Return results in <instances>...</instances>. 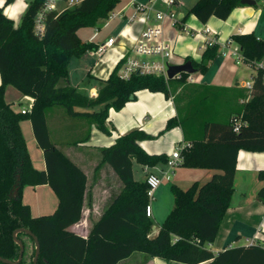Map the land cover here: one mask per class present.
<instances>
[{"label": "trees", "instance_id": "obj_1", "mask_svg": "<svg viewBox=\"0 0 264 264\" xmlns=\"http://www.w3.org/2000/svg\"><path fill=\"white\" fill-rule=\"evenodd\" d=\"M0 1L4 2V7L0 8L1 257L12 261L19 258L20 248L13 235L25 228L40 242L38 264H119L137 252L181 264H264V245L261 244L227 247L218 254L210 248L234 198L239 152L264 153V69L258 66L264 61L263 40L254 34L234 35L229 39L240 46L245 64L256 73L252 76L255 83L249 100L238 109H232L227 120L214 117L215 114L205 116L200 110L193 113L192 108L186 117L167 123L165 131L179 126L187 130L185 139L191 146L182 151V166L214 170L217 173L212 179L202 185L194 183L188 189L172 186L174 208L159 234L152 238L154 223L146 214L148 185L146 180H135L134 163L152 168L167 165L169 157L145 152L140 143L154 137L133 130L102 150L103 162L119 176L123 189L84 239L72 227L83 219L87 175L51 141L47 110L61 106L69 116L87 118L102 133L110 135L106 124L111 109L123 110L145 90L163 93L170 99L176 81L182 84L189 75L175 78L173 86L170 80L153 75L134 74L131 79L122 80L120 68L116 67L108 80L101 83L98 96L91 99L70 84L71 61L98 48L94 42H84L79 31L99 27L124 0H86L77 8L50 12L46 16L43 37L36 34L35 21L45 0L31 2L18 26L5 14V7L17 0ZM242 1L199 0L183 22L190 16L204 25L213 17L227 20L234 9L244 6ZM221 50L218 44L210 46L204 50L200 62L190 58L186 62L193 61L197 71L205 74L221 56ZM8 86L34 100L31 113L16 112L7 103ZM247 97L244 91L238 95V99ZM234 119L242 122L239 132L235 131ZM25 120L32 122L37 143L44 151L45 171L32 165L21 128ZM41 185L53 189L59 198V207L51 216L34 218L30 206L23 203V190L26 186ZM259 198L264 203V188ZM23 235L27 236L20 234L19 239ZM32 242L33 259L34 239Z\"/></svg>", "mask_w": 264, "mask_h": 264}, {"label": "crops", "instance_id": "obj_2", "mask_svg": "<svg viewBox=\"0 0 264 264\" xmlns=\"http://www.w3.org/2000/svg\"><path fill=\"white\" fill-rule=\"evenodd\" d=\"M132 1L148 3L151 0H130L124 7ZM185 1L177 0L178 7L176 11L181 14L182 19L186 16L182 11ZM198 1L193 0L190 9ZM27 2L26 0H19L15 7H12V5L5 7V14L17 26L20 25L22 17L29 6ZM261 3L263 6H261ZM3 4L4 2L0 1V8ZM158 8L165 9L161 5ZM130 9L133 12L130 6L127 11ZM128 16L130 15L128 14ZM113 22L109 23L108 27ZM183 23L191 31L210 28L216 33L214 38L221 45L234 35L254 34L259 40L264 41V0L259 4L257 3L256 6L244 5L237 7L227 20L213 17L204 25L192 16ZM116 27L115 30H111L108 38H118L119 42L114 50L102 58L99 65L96 66L97 59L94 57V63H84L83 59L87 55L78 59L79 61L74 64L73 60L70 63L71 86L85 93L91 99L98 96L101 83L106 79L108 80L113 73L120 55L131 50L134 46V40L140 36L144 29L141 24H133L127 27V20L122 19L119 27ZM166 30V37L174 46V55L171 59L173 65L185 64L188 58L196 62L201 61L205 50L203 49L205 44L203 38L188 35L179 28H174L170 23L167 24ZM115 32L116 35H114ZM122 34L124 37H121ZM97 36L99 35L97 34L88 42L100 45L108 39L96 42ZM242 65L252 69L251 66L245 63L238 65L232 57L220 56L211 65L207 73L200 72L201 76L196 77H193V74L189 75L187 81L182 84H179L177 80L175 83L176 89H174L170 99H167L163 93H152L148 90L141 91L137 94V100L127 103L123 110H110L106 124L110 130V135L102 133L87 118L69 116L66 109L61 106L48 109L47 125L51 141L87 175L88 182L83 219L72 229L84 239L88 237L92 227L95 226L94 224L99 221L123 189L119 176L108 163L103 162V149L111 147L120 137L138 129L154 137V139L144 140L140 143L145 152L153 156L167 155L170 158L175 148L187 144L188 141L185 139L187 130L183 126L165 131L169 120L186 117L188 111L192 108L193 113L200 110V113L205 116L215 114L214 117L219 116L221 119L227 120L232 109H238L239 106L249 100L250 91L245 88L246 84L240 80ZM255 73L251 74V78ZM241 91L248 95L246 99H238ZM5 98L16 112H22L23 110L16 105V102L28 101L31 104L30 106H33L34 103L32 98L23 96L13 86L7 87ZM89 111H92V109ZM181 114H184V116ZM199 126L196 127L199 128ZM21 128L30 157H32L33 167L39 171H45L47 166L44 151L37 143L38 140H36L32 122L30 120L23 121ZM141 169L143 176L140 179L136 178L134 170L136 181H145L149 173L156 174L163 180L152 204L153 217L151 220L156 224L152 229V238L159 234L161 225L174 208L172 186L177 185L182 189H188L194 183L202 185L209 182L217 173L214 170L189 169L182 165L171 169L168 164H158L152 168L141 166ZM261 173H263L262 178ZM170 174L171 179L168 180L167 177ZM172 179L173 183L170 184ZM262 180H264V153L240 151L234 198H232L228 214H226L221 224L219 235L210 246L214 253L218 254L227 247L250 246L249 242L251 241H254L255 245H264V203L259 198V193L264 188V185L260 186ZM22 197L23 203L30 206L34 218L51 216L56 213L59 207V198L49 185L26 186ZM134 258L135 262H130ZM119 264L181 263L149 258L145 254L137 252Z\"/></svg>", "mask_w": 264, "mask_h": 264}, {"label": "built area", "instance_id": "obj_3", "mask_svg": "<svg viewBox=\"0 0 264 264\" xmlns=\"http://www.w3.org/2000/svg\"><path fill=\"white\" fill-rule=\"evenodd\" d=\"M86 0H45L44 8L41 10L35 21L36 34L42 36L45 34L46 16L50 12H63L72 8H77ZM164 6L165 9H159L158 6ZM129 6L133 9V14L128 16L127 9ZM178 7L177 0H151L148 3H140L132 1L128 6L123 7L121 10L113 11L106 22V26L116 19L127 20V27L133 24H141L144 29L139 37L134 40V46L126 54L120 55L119 62L116 67H119V76L122 80H129L134 74L140 75H153L164 77L169 81L168 72L170 67L173 65L171 59L174 55V46L169 42L166 37V26L170 23L174 28L184 31L186 34L195 37H201L204 39V48L216 44L222 48L221 56L232 57L235 59L238 65L244 64V57L241 52V48L233 40H228L222 45L217 42L214 38L216 33L210 28L204 30L191 31L185 27L183 19L176 11ZM98 33V31H97ZM212 36V37H211ZM121 37H124L122 34ZM119 42L118 38L110 37L103 43L98 45V48L88 55L97 59V65L102 61V58L114 50ZM264 69V61L258 65ZM253 80L246 83L245 88L250 92L254 86ZM32 112V106L29 110H22V114H29ZM235 131L239 132L242 126L240 119H234ZM190 144H185L175 148L172 155L169 158L168 166L171 169L182 165L184 158L182 151L186 147H190ZM168 180L171 179V174L168 175ZM148 185V198L149 203L146 208V214L149 218L153 217V201L155 200V194L161 187L163 180L158 175L149 173L146 178ZM254 241L249 242V245H255Z\"/></svg>", "mask_w": 264, "mask_h": 264}, {"label": "rangeland", "instance_id": "obj_4", "mask_svg": "<svg viewBox=\"0 0 264 264\" xmlns=\"http://www.w3.org/2000/svg\"><path fill=\"white\" fill-rule=\"evenodd\" d=\"M28 1L27 3H30L33 2L34 0H26ZM130 0H124L123 3L121 4V6H119L118 10H121L126 4L129 3ZM193 0H186L184 2L185 6L183 7L182 11L184 12V14L187 15V12L188 10L190 9L191 4ZM19 0H17L14 4H12V7H15L16 4H18ZM262 4V3H261ZM260 4V5H261ZM263 6V4L261 5ZM4 7V4L3 6ZM9 7V6H8ZM29 7V6H28ZM27 7V9H28ZM127 14H129L130 16L132 15V11L131 9L128 10L126 12ZM192 17V16H190ZM188 17V18H190ZM188 18L186 19L188 21ZM121 22V19H116L109 27L108 25L106 26V22L103 21L102 24L99 26V27H95V28H84V29H81L79 31V36L81 37V39L84 41V42H88L89 40H91L94 36H96L97 34L99 36H97V38L95 39L96 42L98 41H103L105 40L106 38H108V36L110 35L111 33V30H115L118 26L119 27V23ZM116 27V28H115ZM118 29V28H117ZM121 29V27H120ZM98 31V33H97ZM117 33L115 32L114 35H116ZM84 63H88V64H92L94 63V60H93V57H91L90 55L87 54V57L85 59H83ZM79 61L78 59L75 58V60H73V64L75 62ZM173 63V62H171ZM242 73H241V81L244 82V84L252 81V78H251V74L255 72V70L253 69H249L247 68L245 65H242ZM201 73L200 72H197L195 74H193L192 76L193 77H196V76H201L200 75ZM172 82V85L174 86V80H170ZM172 95V94H171ZM17 106L20 107L21 109H25V110H29L31 109V104L28 102V101H21V102H16ZM52 124V123H51ZM134 170H135V173H136V178L137 179H140L142 176H143V172H142V169H141V166L139 164H136L134 165ZM172 178H173V175H172ZM173 183V179L170 181V184ZM264 185V180H262V182L260 183V186L262 187ZM156 224L154 223V226ZM22 239H24V241L26 242V244L28 245V253H27V256L25 258L26 260V264H30L31 263V260H32V254H33V251H34V243L32 242V239H30L28 236H25L23 235L22 236ZM136 258V257H135ZM135 258L133 260H131L130 262H135Z\"/></svg>", "mask_w": 264, "mask_h": 264}, {"label": "water", "instance_id": "obj_5", "mask_svg": "<svg viewBox=\"0 0 264 264\" xmlns=\"http://www.w3.org/2000/svg\"><path fill=\"white\" fill-rule=\"evenodd\" d=\"M261 1H263V0H243L242 4L248 5V6H256L257 3L259 4ZM197 72H198L197 69L193 65V61L190 60V61L185 62V64L172 65L169 69L168 77L170 80H174L175 78L181 76L182 74L192 75V74H195ZM18 190H20V189H18ZM18 190L15 191L16 194L18 193ZM20 234H26L27 236L34 239L35 246H36V254H35L36 257L34 258L33 262H34V264H38L39 258L41 257L40 256V254H41L40 242H39L37 236L31 230L25 229V228L15 231V233L13 235L15 243L20 248L19 258L15 261H12V260H8V259H5V258L0 256V262L3 264H21L23 262L24 254L26 251V245L22 239H19Z\"/></svg>", "mask_w": 264, "mask_h": 264}, {"label": "flooded vegetation", "instance_id": "obj_6", "mask_svg": "<svg viewBox=\"0 0 264 264\" xmlns=\"http://www.w3.org/2000/svg\"><path fill=\"white\" fill-rule=\"evenodd\" d=\"M23 242L25 243L26 248H27V252L25 251V254H26V255L24 254V259H23V261H24L25 258H26V256H27V253H28V249H29V248H28V245L26 244V242H25L24 240H23ZM35 250H36V246H35ZM35 252H36V251H35ZM35 254H36V253H35ZM35 257H36V256H34L33 259L31 260L32 262H33V260H34ZM25 262H26V260H25ZM25 262H24V263L22 262V263H23V264H26ZM38 262H39V261H38ZM22 263H21V264H22ZM33 264H34V262H33Z\"/></svg>", "mask_w": 264, "mask_h": 264}]
</instances>
